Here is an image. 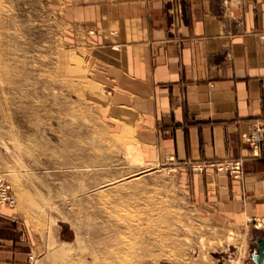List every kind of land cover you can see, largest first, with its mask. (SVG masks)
Wrapping results in <instances>:
<instances>
[{
    "label": "rangeland",
    "instance_id": "rangeland-1",
    "mask_svg": "<svg viewBox=\"0 0 264 264\" xmlns=\"http://www.w3.org/2000/svg\"><path fill=\"white\" fill-rule=\"evenodd\" d=\"M65 2L0 0V175L32 264H255L264 218L218 217L107 123Z\"/></svg>",
    "mask_w": 264,
    "mask_h": 264
},
{
    "label": "crops",
    "instance_id": "crops-1",
    "mask_svg": "<svg viewBox=\"0 0 264 264\" xmlns=\"http://www.w3.org/2000/svg\"><path fill=\"white\" fill-rule=\"evenodd\" d=\"M65 3L110 127L135 139L146 164L174 168L218 217L264 218V149L242 139L264 119V0ZM215 160H241L243 176ZM29 246L14 208L0 207V264H32Z\"/></svg>",
    "mask_w": 264,
    "mask_h": 264
},
{
    "label": "built area",
    "instance_id": "built-area-1",
    "mask_svg": "<svg viewBox=\"0 0 264 264\" xmlns=\"http://www.w3.org/2000/svg\"><path fill=\"white\" fill-rule=\"evenodd\" d=\"M242 139L244 142L253 146L255 150L259 148L264 149V119L253 121L249 130L242 135ZM211 165L214 166L218 172L229 173L234 178H241L244 174L243 162L241 160H215ZM204 166H206V164H198L193 166V168L195 170H200L203 169ZM15 204L16 196L11 185L0 175V207H14Z\"/></svg>",
    "mask_w": 264,
    "mask_h": 264
},
{
    "label": "water",
    "instance_id": "water-1",
    "mask_svg": "<svg viewBox=\"0 0 264 264\" xmlns=\"http://www.w3.org/2000/svg\"><path fill=\"white\" fill-rule=\"evenodd\" d=\"M253 246L252 260L255 264H264V236H258Z\"/></svg>",
    "mask_w": 264,
    "mask_h": 264
},
{
    "label": "bare ground",
    "instance_id": "bare-ground-1",
    "mask_svg": "<svg viewBox=\"0 0 264 264\" xmlns=\"http://www.w3.org/2000/svg\"><path fill=\"white\" fill-rule=\"evenodd\" d=\"M137 155H138L139 159H141V153H140V151L137 153Z\"/></svg>",
    "mask_w": 264,
    "mask_h": 264
}]
</instances>
